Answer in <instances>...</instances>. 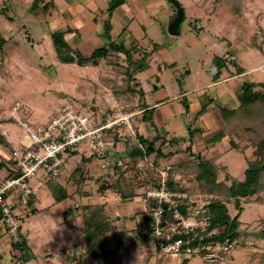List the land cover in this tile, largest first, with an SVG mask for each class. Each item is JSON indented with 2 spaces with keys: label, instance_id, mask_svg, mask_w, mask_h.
<instances>
[{
  "label": "rangeland",
  "instance_id": "374dc122",
  "mask_svg": "<svg viewBox=\"0 0 264 264\" xmlns=\"http://www.w3.org/2000/svg\"><path fill=\"white\" fill-rule=\"evenodd\" d=\"M178 1L184 10V19L175 35L167 32L169 22L176 16V8L171 0H125V3L114 11L115 18L122 16L129 22L127 31L138 39L136 54L144 64L132 63L131 53L128 54L127 62L113 53L111 56L97 59L95 64L91 61L86 65H78L59 60L51 33L64 27L48 24V13L41 15L39 10L38 13L30 10V0H0V133L11 146V150H8L0 144V181L8 178L1 160L9 159V166L15 168L12 151L14 147L19 146L24 136L23 129L14 121L11 113L13 106L20 103L15 116L34 125H43L65 104L70 103L75 111L85 113L93 119L92 126H100L105 122L109 124L103 136V141L107 142L106 154H92V158H100L98 161L101 167L105 166L104 158L108 152L118 151V147L124 142L127 143L126 153L131 148H141L146 152L153 142L155 145L160 144L163 136L168 140H171L172 136L175 139L186 138L191 131L195 140L191 142L189 139L188 143L183 145L176 144V140L170 151L174 156L167 159L170 163L159 167V176L155 177L154 173L155 180L149 183L150 187L155 186L159 181V172L169 166L171 168L167 177L174 189L195 186L191 182L195 180V171L198 170L197 163L201 156L198 145H205L204 137L208 138L212 134L214 135L210 139H219L216 134L225 128L217 108H233L237 105L234 95L236 87H232L233 85L238 87L244 81L264 83V0ZM98 2L99 6L104 2L106 7V0ZM67 4L79 9L81 7L79 0H62L59 7ZM151 6H155V11L150 9ZM85 12L88 14L90 11ZM120 30L117 25L113 27V39L118 38ZM146 31H151L158 43L150 42ZM159 48H162L161 52L158 51ZM79 50L74 51L75 58L89 57L86 52ZM134 50L135 48L131 52ZM215 57L225 59V69H221L217 82L213 81V74L217 70ZM114 60L116 62L112 63ZM156 84L158 95H165V100L163 99L155 111L154 123H149L142 120V105L156 103ZM190 98L207 111L213 108V127L204 132L199 140L198 132L190 127L193 123L188 112ZM226 136L228 143L224 148L231 146L230 139H233L235 146L227 148L218 163L225 166L231 176L244 180L249 174L250 164L255 163L260 168L263 166V163L260 164L258 149L240 124L235 123ZM163 144L161 147L165 148ZM74 151L75 154L65 155L66 168L72 166L74 160H78L81 155H91L89 147L84 143L79 144ZM147 157L138 155L122 160L126 164L140 161L146 165L151 159ZM120 159L121 156L113 159L117 162V174L124 172L122 164L119 163ZM63 168L60 173L63 174L62 177L66 174L62 173ZM129 170L124 176L125 179L127 176L133 185H136L137 180L141 181L142 175L143 178L146 176L140 173L143 167L141 170L136 164L129 167ZM262 173L261 171L259 176ZM218 178L228 181L222 171L219 172ZM73 179L72 182L76 183L77 178ZM115 180L117 181H113ZM53 181L40 173L32 177L29 184L37 193L32 204L37 210L34 213H30L28 207L23 211L17 210L20 227L17 236L10 239L19 241L21 249L27 250L32 258L25 260L21 249H13L10 254L5 253V250L1 249L3 243L0 241V264H70L61 249L76 235V231L67 233V228L71 226L70 217L73 215L62 214L63 203L53 193L66 195V190L57 189L58 187L55 189L57 192L53 190ZM153 182L155 184H152ZM69 185L73 184L70 182ZM92 185L95 188L91 189L90 195L82 198L78 194V197H74L73 206L77 212L79 208L86 209L87 205L101 201L102 195L97 191L98 185L94 182ZM86 190L88 188L84 191ZM196 192L198 188L193 193ZM260 195H253L256 198L253 201L250 196L230 199L226 205L230 220L234 219L228 229L234 232L227 238L236 243L228 252H241L231 264H246L242 261L246 260L250 243L255 242L264 247V218L255 219L260 215V203L263 202ZM200 196L202 197H198L199 201L193 202L195 205L206 207L209 197ZM147 200L152 202L149 198ZM188 203L192 206L189 199ZM148 215L147 231L152 229L149 212ZM216 228L217 232L209 238L212 245L215 244L211 241L212 237L222 233L225 226ZM245 232L257 233V237H263L259 239L247 236ZM131 234L135 240L139 239L135 232ZM228 252L220 253L218 264H226L223 256ZM163 256L171 257L170 254ZM182 256L184 255L176 257ZM188 257H193L197 264H202L199 255ZM86 259L87 264H97L91 256Z\"/></svg>",
  "mask_w": 264,
  "mask_h": 264
},
{
  "label": "crops",
  "instance_id": "0c3cea01",
  "mask_svg": "<svg viewBox=\"0 0 264 264\" xmlns=\"http://www.w3.org/2000/svg\"><path fill=\"white\" fill-rule=\"evenodd\" d=\"M32 0H30L31 3ZM81 7L75 8L72 5H66L64 7H59V3H62V0H44L41 4L43 6L44 3L50 2L49 7L47 10H43L42 8H37L36 10H33V12L38 13L41 11V15L43 13H48V24L56 25L60 28H63L62 30H55L51 33V39L53 32L59 31L64 33V39L66 42L70 45L71 49L73 51H76V49H80L84 52H86L89 56L91 53L103 45H108L109 41L102 35H104L105 27L107 26L109 31L108 35L110 38V41H113L115 44H123L125 49L129 51V53L133 56V62L132 63H138V64H144L142 62V59L139 58V56L136 54L137 47L139 44V41L137 38L131 35L130 32L127 31V28L129 27V22L123 18L122 16L120 18H115L114 11L121 5L125 3V0H122L121 3L116 6L114 10L109 14L108 12V6L110 4L111 0H106L107 4L106 7L104 6V2L102 3V6H99L98 0H79ZM161 5V2L158 4ZM157 5L156 9L159 8ZM30 6V4H29ZM103 7V8H101ZM94 8V9H93ZM91 9H93L91 11ZM150 9H153L155 11V6H151ZM39 10V11H38ZM86 10H89L90 12L86 14ZM166 13V11H164ZM42 18V16H41ZM40 18V19H41ZM43 18H45L43 16ZM121 29L119 31V34L117 35V39H113L112 37V31L113 27L115 25ZM149 41L152 43H158L157 40L153 37V34L151 31L145 32ZM119 39V40H118ZM134 50V52L131 50ZM79 50V51H80ZM162 48H159L158 51L161 52ZM115 54V56H120L121 59H125L126 62L128 61L127 57L122 52H117L115 50L109 49L106 56H111L112 54ZM124 54V55H123ZM104 56V57H106ZM125 56V57H124ZM102 58V57H101ZM99 58V59H101ZM116 61L114 60L115 63ZM76 64V62H73ZM86 65V64H85ZM102 65V64H101ZM100 65V66H101ZM216 67V66H215ZM113 68V67H111ZM225 69V67H223ZM222 69V68H221ZM220 69V71H221ZM221 74V73H220ZM218 79H214V82H217ZM157 85L154 89V94H157L155 98L154 104L148 105V107L153 108V123L155 118V111L160 106V103L163 102L165 99V95L159 96L157 93ZM237 87V86H232ZM164 99V100H163ZM189 99V105H188V112H190V118L193 120L190 124L191 129L193 131L198 132V139H200V136L203 135L204 132L209 131L211 127H213V121L211 118H213V108L211 111H207L206 108L201 107L199 103H197L195 100ZM219 112V111H218ZM220 114V113H219ZM214 119V118H213ZM188 137L175 139L174 136H172L171 139L178 140L176 144L183 145L185 143H188V140L194 141L192 132L189 131ZM218 132V131H217ZM222 132V129L219 130L218 133ZM217 133V134H218ZM216 134V135H217ZM189 135H191V138H189ZM214 134H212L210 137H212ZM210 137L205 138V145H198L199 153L201 156H205L206 158H216V163L223 166L222 164L218 163V160L220 156L226 152L227 147L224 148V145L228 143V138L226 134H223L219 139L214 138V140L210 139ZM161 139L164 140V146L162 147V152L164 153L162 156H155V153H152L148 155L147 158H151L146 165L142 164L140 161L134 162V163H124L122 159L129 158L127 156H124V154L127 151V143L124 142L120 147H118V151H111L108 152V155L105 160V166L101 167L99 165V159L92 158V155H81L79 157V161L77 159L74 160V164L72 166H68L66 168L65 162H64V168L62 173H66L64 177L60 174L58 179L54 180L56 182H52L57 184L58 188H61L62 190H66V196L64 199H62L64 211L62 214H69L71 213L75 217H70V223L71 226L67 228V233L72 234L74 231H76V235L72 237L68 243L63 245L62 254L64 256L68 257V260L70 261V264H77L78 262L80 264H87V256H91L90 254L86 253L85 249V240H84V223L82 220V214L86 211L84 208H79L78 212L74 210L73 206V199L74 197H78V194L83 198V196L90 195L89 193L92 191L91 189H94L95 187L92 185L94 182L98 185V190L100 194L102 195V199L100 204H103L104 207V214L105 216L110 220L111 222V230L108 232L107 235V243L110 248H117L118 249V257L116 261L113 264H133L134 262H146V264H197L195 262V259L193 257L188 256H182V257H176L177 255H171V257H164V253L160 251L158 246L156 245L154 236L152 233L146 232L147 231V222L146 217L149 218L148 212L150 214V206L148 205V200L144 195V192L146 189H148L151 186V183L155 180V177L159 176L157 174L159 167H162L163 164L170 163L167 159L170 156H174V154H168L170 151H172L171 148H173V143L168 140L165 136H163ZM168 140V141H167ZM204 142V141H203ZM160 143V142H159ZM167 143L171 144L172 147H168ZM198 143V141L196 142ZM199 144V143H198ZM160 144L156 145V147H159ZM191 146V145H190ZM203 147V148H202ZM202 148V149H200ZM75 151H71L70 153H74ZM144 152V151H143ZM75 154V153H74ZM168 154V155H167ZM120 157L119 163L122 164L123 167L122 170L125 171L124 174H127L129 170V167L133 165H137L139 169L142 170L140 173L145 174V178H143V175L141 176V181L137 180L134 185V195L122 198L117 191L116 187V180L118 174L115 172L118 167L117 162H115L113 159L115 157ZM138 156V155H137ZM136 157V156H135ZM133 157V158H135ZM142 158H145V153ZM163 158V159H162ZM77 160V162H76ZM108 160V161H107ZM67 164V163H66ZM151 164V165H150ZM225 167V166H223ZM76 168H79V171L76 173L78 174L79 179L81 180L83 177L85 179L82 180L80 183V189L78 184L79 183H73L74 181V171ZM226 168V167H225ZM227 171V169H226ZM81 172H83V175H81ZM228 172V171H227ZM156 173L155 177H153V174ZM229 174V172H228ZM113 175L115 178H113ZM137 175V173H136ZM111 176V178H109ZM230 177L235 178L229 174ZM139 177V175H138ZM158 180V179H157ZM107 181H110V183H106ZM126 181L129 182L127 176ZM51 182V181H50ZM72 183L73 185H69V183ZM156 182V181H155ZM153 182L152 184H155ZM112 183V184H111ZM149 183V184H148ZM191 183H194L195 186L190 185L186 189H181L188 193L189 201H199L198 197H202L199 195V192L193 193L195 189H197V184L194 181ZM83 188V189H82ZM86 188L88 190L84 191ZM189 188V189H188ZM81 190V191H80ZM192 191V192H190ZM191 194H190V193ZM263 202L260 203V215L255 218H264V192L260 195ZM250 200L253 201L255 196H250ZM255 202V201H254ZM77 206V205H76ZM34 207V206H33ZM29 208V207H28ZM35 208V207H34ZM30 209V208H29ZM37 210V209H36ZM73 212V213H72ZM73 222V223H72ZM74 224V225H73ZM74 226V227H72ZM75 229V230H74ZM132 232H135L139 237V239L135 240L134 236L131 234ZM247 236H253L255 238L261 239L262 237H257L252 232H245ZM123 236V237H121ZM4 240V241H3ZM0 241L3 243V248L5 250V253H12L13 247L12 242L13 240L8 237V235L4 232L3 228L0 225ZM253 242V241H251ZM241 252L233 250L226 253L223 257V260H225L226 264H231L233 260H235L236 256H240ZM250 254V255H249ZM93 259H95L93 256H91ZM32 258V257H30ZM57 258H60V256H57ZM220 258L215 264H218L220 261ZM29 260V259H28ZM27 260V261H28ZM202 260V259H201ZM242 262H246V264H264V247L253 242L250 243V247L247 248L246 252V260H243ZM95 263L98 264L97 261ZM203 264V261H202Z\"/></svg>",
  "mask_w": 264,
  "mask_h": 264
},
{
  "label": "built area",
  "instance_id": "2783aa9c",
  "mask_svg": "<svg viewBox=\"0 0 264 264\" xmlns=\"http://www.w3.org/2000/svg\"><path fill=\"white\" fill-rule=\"evenodd\" d=\"M19 107L20 103H16L11 113L24 131L19 146L12 151L14 166L20 174L0 181V225L9 238L16 237L20 227L17 210L23 211L28 201L37 195L29 180L38 173L56 180L64 166L65 155L81 143L89 147L91 155L106 154L107 142L103 141V136L104 130L109 128L106 122L92 126L93 119L75 111L70 103L43 125L15 116ZM170 168L167 166L160 171L157 184L144 193L152 201L150 217L156 245L164 254L199 255L203 264H214L221 252H228L236 243L228 239L213 245L204 241L211 238L217 228H210V215L204 205L189 208L188 194L171 187L167 177ZM182 206H188L187 215L181 212Z\"/></svg>",
  "mask_w": 264,
  "mask_h": 264
},
{
  "label": "trees",
  "instance_id": "16d2710c",
  "mask_svg": "<svg viewBox=\"0 0 264 264\" xmlns=\"http://www.w3.org/2000/svg\"><path fill=\"white\" fill-rule=\"evenodd\" d=\"M44 0H32L31 5L29 6L30 10H36L37 8H42L47 10L50 2H46L41 6ZM122 0H111L108 6L109 14L121 3ZM108 27H105V38L109 41L108 45L100 46L95 49L91 55L87 58H75V52L71 49L70 45L64 39L63 32H53L52 41L56 49L58 58L63 63H73L76 62L78 65H85L92 61L93 64L96 63V60L106 56L109 49L115 50L117 52H122L128 57L129 51L125 49L123 44H115L113 41H110L108 35ZM2 52V46L0 44V53ZM214 61L216 63V72L213 74L214 79H218L220 75V69L225 67L223 61L224 57H215ZM264 83H254L252 81H244L234 89V95L237 100V105L233 108L219 107L217 110L221 114L223 124L225 126L224 130L217 134L218 137H221L223 134L230 132L233 125L236 123L240 124L242 129L250 137L252 143L256 146L261 156L262 167L256 171H249L248 176L244 180H238L229 176L226 168L216 163V158L208 159L204 156H200L197 167L198 170L195 171V180L200 195H206L207 198L206 208L210 215L211 227H223L225 226L224 231L216 236L212 237V242H222L227 237L230 236L229 225L234 223V219L230 220L227 203L230 199L238 197H247L252 195H259L264 192ZM142 120L152 123L153 121V112L154 109L148 107L145 103L142 105ZM189 134V133H188ZM191 138V135H189ZM173 144L176 142L175 139L170 140ZM161 141L159 147H156L154 142L150 144L147 148V151L144 152L146 156L155 153V156H162ZM231 146H235L233 139H230ZM0 144H2L6 149L11 150L10 143L2 136L0 133ZM189 147V146H188ZM168 154H171L170 152ZM167 154V155H168ZM10 160H1V165H3L5 171L7 172V177L18 176L20 174L17 168H12L9 166ZM13 163V162H12ZM11 163V165H13ZM190 165V164H188ZM187 170V169H186ZM79 171V168H76L74 171V178L76 183L82 182L83 178L80 180L79 177H76L75 173ZM222 171L226 175L228 181H223L219 176V172ZM263 172L259 176V172ZM125 172V171H124ZM123 173H118L116 187L122 198H127L134 195V185L131 182H127ZM229 182V183H228ZM171 187H173L172 182H169ZM53 190L58 186L55 183ZM59 189V188H57ZM56 191V190H55ZM57 192V191H56ZM56 198L62 200L65 198V194L62 195L59 193H53ZM33 197L28 201L27 207H29L30 213H34L36 208L33 207ZM148 205L151 206V202L148 201ZM195 203L192 201V206L190 203L189 208H193ZM188 208V206H187ZM187 208L185 206L181 207V212L184 215H187ZM86 211L82 214V220L84 223V240H85V249L86 253L90 254L95 258L98 264H113L118 257V249L110 248L107 243V235L111 230V222L104 214L103 204H89L87 205ZM2 218L1 208H0V219ZM19 231V229H18ZM147 232L152 233V229ZM205 242H209V239H204ZM13 249H21V244L19 241L12 242ZM77 264H80L79 262Z\"/></svg>",
  "mask_w": 264,
  "mask_h": 264
},
{
  "label": "water",
  "instance_id": "95a60500",
  "mask_svg": "<svg viewBox=\"0 0 264 264\" xmlns=\"http://www.w3.org/2000/svg\"><path fill=\"white\" fill-rule=\"evenodd\" d=\"M171 3L176 8V16L174 17L173 20H171L169 22V24L167 26V32L171 35H175L178 33L179 26L184 19V10H183V8L180 5L178 0H171ZM137 155H139L140 157H143L144 152L141 148H131L127 153L124 154V156H127L129 158H133ZM258 168H260L259 165L252 163L249 165L248 170L249 171H255ZM255 235H257V234H255ZM22 250L24 252L25 260H28V259H30V257H32V255H30L27 250H25L23 248H22Z\"/></svg>",
  "mask_w": 264,
  "mask_h": 264
},
{
  "label": "flooded vegetation",
  "instance_id": "af4514ba",
  "mask_svg": "<svg viewBox=\"0 0 264 264\" xmlns=\"http://www.w3.org/2000/svg\"><path fill=\"white\" fill-rule=\"evenodd\" d=\"M22 250V249H21Z\"/></svg>",
  "mask_w": 264,
  "mask_h": 264
}]
</instances>
